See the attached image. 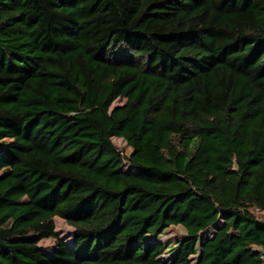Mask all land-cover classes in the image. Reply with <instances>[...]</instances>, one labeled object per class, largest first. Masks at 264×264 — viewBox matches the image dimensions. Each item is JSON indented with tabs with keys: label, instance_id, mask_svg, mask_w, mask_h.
<instances>
[{
	"label": "trees",
	"instance_id": "trees-1",
	"mask_svg": "<svg viewBox=\"0 0 264 264\" xmlns=\"http://www.w3.org/2000/svg\"><path fill=\"white\" fill-rule=\"evenodd\" d=\"M262 250L264 0H0V264Z\"/></svg>",
	"mask_w": 264,
	"mask_h": 264
},
{
	"label": "rangeland",
	"instance_id": "rangeland-1",
	"mask_svg": "<svg viewBox=\"0 0 264 264\" xmlns=\"http://www.w3.org/2000/svg\"><path fill=\"white\" fill-rule=\"evenodd\" d=\"M125 103V101H116L114 105L112 106V109L122 106ZM114 144L119 148V150L124 153L126 156H131V154L134 152V146L129 145L126 141L122 139L115 138L113 140ZM124 170H131L129 166H125ZM132 171H137V169H132ZM261 216L260 214H258ZM263 217V216H261ZM260 217V219H261ZM55 224H56V231L58 235L64 239L66 242H72L74 229L70 227L64 220L60 218H55ZM214 229L209 230L206 234L204 233L205 237L211 236V234L214 233ZM185 235V231L182 227H172L165 234H163L159 239L160 241L164 243H171L175 245L176 241L179 239H182V237ZM203 238V236L201 237ZM40 246L43 248V250L47 251L50 254H53V251L56 248V240L54 239H46L43 240L40 243ZM200 247V246H199ZM170 253L166 254V258L169 257ZM198 256L194 258V263L197 264Z\"/></svg>",
	"mask_w": 264,
	"mask_h": 264
},
{
	"label": "built area",
	"instance_id": "built-area-1",
	"mask_svg": "<svg viewBox=\"0 0 264 264\" xmlns=\"http://www.w3.org/2000/svg\"><path fill=\"white\" fill-rule=\"evenodd\" d=\"M261 259H262V264H264V250H262V256H261Z\"/></svg>",
	"mask_w": 264,
	"mask_h": 264
}]
</instances>
